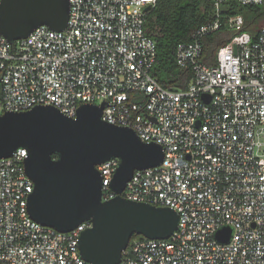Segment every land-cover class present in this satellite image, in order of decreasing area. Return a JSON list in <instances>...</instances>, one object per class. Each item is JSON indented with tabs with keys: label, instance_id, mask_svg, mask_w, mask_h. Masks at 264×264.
Segmentation results:
<instances>
[{
	"label": "built area",
	"instance_id": "1",
	"mask_svg": "<svg viewBox=\"0 0 264 264\" xmlns=\"http://www.w3.org/2000/svg\"><path fill=\"white\" fill-rule=\"evenodd\" d=\"M157 1L69 0L63 30L40 25L14 42L0 32V114L53 105L76 117L80 105L105 102V121L163 147L162 163L136 170L122 195L171 207L178 228L167 239L132 238L118 264H264V27L251 32L241 14L231 17L235 35L209 56L206 38L228 1L212 0L216 17L177 45L188 85L164 86L145 27ZM27 155L21 147L0 158V264H92L79 249L91 221L61 232L29 214ZM119 164L97 166L103 200L117 195ZM223 227L226 243L216 236Z\"/></svg>",
	"mask_w": 264,
	"mask_h": 264
},
{
	"label": "water",
	"instance_id": "2",
	"mask_svg": "<svg viewBox=\"0 0 264 264\" xmlns=\"http://www.w3.org/2000/svg\"><path fill=\"white\" fill-rule=\"evenodd\" d=\"M69 15V0H2L0 32L14 42L40 25L60 31ZM104 107L105 102L84 103L76 117L53 105L6 111L0 114V158L26 148L25 169L34 183L28 199L31 217L61 232L91 221L79 238L82 257L92 264H118L134 234L167 239L178 228L179 214L122 195L136 170L161 164L165 154L160 144L142 140L133 128L105 121ZM114 157L120 160L111 182L117 195L103 200L97 166ZM216 236L229 242L231 229L223 227Z\"/></svg>",
	"mask_w": 264,
	"mask_h": 264
},
{
	"label": "trees",
	"instance_id": "3",
	"mask_svg": "<svg viewBox=\"0 0 264 264\" xmlns=\"http://www.w3.org/2000/svg\"><path fill=\"white\" fill-rule=\"evenodd\" d=\"M264 4L242 5L237 0H228L221 7L220 30L206 38V50L211 56L213 50L228 42L234 35L230 18L241 14L245 19V30L249 24L264 14ZM216 17L212 0H158L146 18V31L156 42L157 58L152 69L164 86L183 87L188 85L191 72L182 69L176 61L177 45L191 40L192 32ZM56 157V155H54ZM145 238L134 234L132 238Z\"/></svg>",
	"mask_w": 264,
	"mask_h": 264
},
{
	"label": "rangeland",
	"instance_id": "4",
	"mask_svg": "<svg viewBox=\"0 0 264 264\" xmlns=\"http://www.w3.org/2000/svg\"><path fill=\"white\" fill-rule=\"evenodd\" d=\"M262 27H264V14L259 15L255 21L249 24L248 30L254 32L260 30Z\"/></svg>",
	"mask_w": 264,
	"mask_h": 264
}]
</instances>
